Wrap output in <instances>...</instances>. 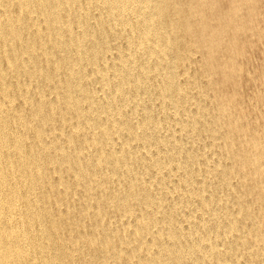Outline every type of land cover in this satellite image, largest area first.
I'll return each mask as SVG.
<instances>
[{
	"label": "bare ground",
	"instance_id": "obj_1",
	"mask_svg": "<svg viewBox=\"0 0 264 264\" xmlns=\"http://www.w3.org/2000/svg\"><path fill=\"white\" fill-rule=\"evenodd\" d=\"M222 1L0 0V264H264V16Z\"/></svg>",
	"mask_w": 264,
	"mask_h": 264
},
{
	"label": "rangeland",
	"instance_id": "obj_2",
	"mask_svg": "<svg viewBox=\"0 0 264 264\" xmlns=\"http://www.w3.org/2000/svg\"><path fill=\"white\" fill-rule=\"evenodd\" d=\"M222 1V0H221ZM219 5H223V1L220 2ZM256 7L258 9H260L259 12H261L264 16V0H258ZM246 58L242 59V63H243V68L248 71H253L254 70V77H257L254 79V77L252 79L247 80V84H243L242 85V89L240 90V93H242V97L247 100L249 98V96L254 95L253 91L254 90H258L259 93H262L264 95V39H261V42H258L250 47L246 48ZM249 56V57H248ZM198 57V54H195L194 58ZM258 71V72H257ZM262 73V74H261ZM254 80V81H252ZM246 81V80H245ZM262 82V83H261ZM250 109L252 110V117H256L254 119H256V123L260 124L262 122V118L258 117L257 114L258 113H263L264 114V100L263 101H257L255 103V108L249 107L247 108V111H250ZM253 119V118H252ZM67 125V124H66ZM213 147V153H217V149ZM215 150V151H214ZM51 179L53 181V183L57 184L58 181V175H56L55 173H51ZM49 202V206L51 211L56 215L59 216L60 212L58 211L59 209L56 207L55 202H54V198H50V200H48ZM63 215H61L62 217ZM64 245H66L67 243L63 242Z\"/></svg>",
	"mask_w": 264,
	"mask_h": 264
}]
</instances>
